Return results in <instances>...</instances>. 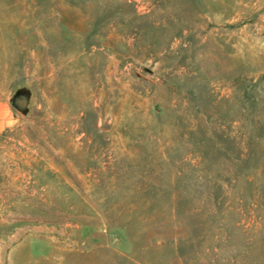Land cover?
<instances>
[{
	"label": "rangeland",
	"instance_id": "1",
	"mask_svg": "<svg viewBox=\"0 0 264 264\" xmlns=\"http://www.w3.org/2000/svg\"><path fill=\"white\" fill-rule=\"evenodd\" d=\"M0 264H264V0H0Z\"/></svg>",
	"mask_w": 264,
	"mask_h": 264
},
{
	"label": "water",
	"instance_id": "2",
	"mask_svg": "<svg viewBox=\"0 0 264 264\" xmlns=\"http://www.w3.org/2000/svg\"><path fill=\"white\" fill-rule=\"evenodd\" d=\"M11 106L23 116H28L33 103V92L27 85L17 86L9 98Z\"/></svg>",
	"mask_w": 264,
	"mask_h": 264
}]
</instances>
